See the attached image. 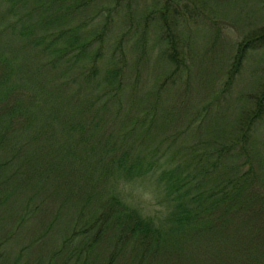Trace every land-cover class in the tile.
Here are the masks:
<instances>
[{
  "label": "trees",
  "instance_id": "trees-1",
  "mask_svg": "<svg viewBox=\"0 0 264 264\" xmlns=\"http://www.w3.org/2000/svg\"><path fill=\"white\" fill-rule=\"evenodd\" d=\"M27 1L0 0L5 4L1 15L16 12ZM35 1L32 10L38 15L20 25L19 34L29 38L36 27L48 29L26 42L37 55H46L41 67L57 66L51 72L47 68L45 79H21L19 85L12 80L14 66L0 64V218L9 220L11 212L15 216L13 200L23 204L17 227L33 215L27 206L36 210L44 204L43 210L53 213L49 228L78 192L82 205L96 202L92 216L74 220L79 228L64 235L45 264H264V221L254 220L264 218V129H255L264 118L263 69L260 91L240 93L239 100L232 96L239 111L234 108L229 128L221 129L223 144L201 136L210 125L209 134L219 133L216 124H223L228 114L224 111L222 118L220 109L232 103L243 52L264 42V25L236 40L235 56L222 65V80L216 83L211 72L198 78L203 71L192 69L190 40L176 37L188 32V23L196 26L206 17V0H151L138 11L142 29L133 8L140 0ZM123 7L127 27L110 43L114 16ZM99 14L104 19L92 25ZM150 27L162 44L157 55L149 43ZM163 61L169 71L161 68ZM69 69H77V76L56 77ZM147 76L154 78L151 85H146ZM202 84L208 92L203 93ZM201 97L205 102L199 104ZM124 104L137 109L121 132L107 129L104 109ZM151 127L175 128L166 133L172 142H163L162 136L155 141ZM186 131L195 133V140L173 148ZM162 160L172 165L159 179L175 212L164 228L153 230L135 211L110 198L109 180L116 173L145 177ZM104 237L112 247L99 253ZM126 255L128 263H123Z\"/></svg>",
  "mask_w": 264,
  "mask_h": 264
},
{
  "label": "rangeland",
  "instance_id": "rangeland-1",
  "mask_svg": "<svg viewBox=\"0 0 264 264\" xmlns=\"http://www.w3.org/2000/svg\"><path fill=\"white\" fill-rule=\"evenodd\" d=\"M137 1V0H136ZM133 0V2H136ZM151 0H140V2L136 5L133 4V8L135 11L136 21L139 22L140 29H142L143 22L138 21L139 13L142 9L149 5ZM104 3H109V1L105 0ZM27 4L26 6H18L16 8V12L8 13L7 15H1V11L5 8L4 3H0V64H9L11 63L14 66V71L12 72V80L19 83H22L21 79L29 80L31 78H36L38 80H42L43 78L49 76L50 68L53 67H41V65L46 62V55L39 53L37 55V50L29 48L27 40L29 38L34 37L35 35L40 34L41 32L47 31L46 28H41L40 26L32 33L29 34V38L26 36H20L19 29H21L20 25H23L24 22L33 21L38 13H35L32 9L36 4L35 0H28L27 2H20ZM111 4V2H110ZM112 5V4H111ZM160 6V4H158ZM207 8L208 12L206 17L202 19L200 23H188V32L182 33L179 31H183L186 28V24L184 28L177 30L178 35L177 40L180 41L182 38L186 37L190 40L189 49L193 50V55L191 58V66L192 69L197 72L202 70L203 72L198 75V78L204 74V77H207L211 72L216 75L217 78L216 83L221 79L222 80V65H226L227 62H231L233 56H235V47L237 49L236 40L243 37L247 34L248 31H252L257 29V27H261L264 25V3L262 0H206V5L204 4L203 9ZM126 7H123V10L118 16H114V23L110 28V36L109 42L112 43L115 41V38L123 32V26L127 27V14ZM140 11V12H138ZM93 14V13H92ZM124 15V16H123ZM104 19L103 14H99L96 17V21H93L92 25H96L99 20ZM140 20V19H139ZM6 23H9V26L6 27ZM36 22L34 21V24ZM12 25V27H10ZM193 25V26H192ZM124 27V29H125ZM147 29V28H146ZM52 30V27L49 28ZM150 42L154 43V52L153 55H157L162 44L157 40L156 34L153 29L150 27ZM107 38V36H106ZM135 37H133L130 41H132ZM213 40L215 42H213ZM128 41V43L130 42ZM106 45H109L106 41ZM186 45V46H187ZM242 60L240 63V68L237 74L234 77L233 81V90L231 93V102L228 109L225 108L220 109V115H223L222 118L225 119V115L223 114L225 111L226 119L222 124H216V130L219 132L216 135L209 134L210 126L204 127L202 130V137L209 141H218L219 145L223 144L224 137L222 135V128H229L228 122L234 118L233 111L235 106H233V97L239 100V94L242 93L244 96H252L253 92L260 91L261 84L258 82V78L262 77L261 72L264 71V42L259 44L254 48H247L242 55ZM126 63L130 66L133 58L132 54L129 52L126 53ZM229 62V64H230ZM164 68L165 71H169V68L166 63H159ZM56 66L54 65V69L56 70ZM49 71H48V69ZM59 68V65H58ZM157 68H160L157 66ZM263 69V71H262ZM32 71H35L32 73ZM48 71V72H47ZM51 72V71H50ZM77 69H69L66 70L65 73H59L56 77L71 79L72 76H77ZM161 72V71H160ZM264 74V73H263ZM164 73L161 72L160 76H163ZM53 76V74H52ZM20 78V80H17ZM47 79V78H46ZM146 85H151L154 82V78L152 76H147ZM196 82V77L191 80V87L193 88ZM180 83L179 80L176 84ZM200 83V82H199ZM189 84V85H190ZM173 84H171V88H169V92H173ZM23 85L19 86L22 88ZM207 85H203L200 87L204 92H208L209 89L206 88ZM259 89V90H256ZM25 90L28 91L27 86ZM84 91L83 89H81ZM200 102H205V97H201L199 99ZM124 103V100L122 101ZM241 104L239 101L238 104ZM169 107V106H168ZM137 108H133L131 111L126 105L121 108H110L104 109L107 120L109 121V125L106 127L109 130H113V132H121L122 127L124 126V122L129 115H132L133 112ZM238 109L235 108V112ZM238 113H236L237 115ZM219 120V118H218ZM170 127V126H169ZM167 129L161 131L155 129V127H151L153 131L157 132L155 137V141L159 140L161 136L163 137V142L168 141L172 142L173 137L167 136V131L170 134L175 133V128ZM264 129V118H261L256 123L255 129ZM261 130L257 131V135ZM195 133L186 131L179 135L176 139L175 145L172 147L175 148L180 144H188L195 140ZM177 146V147H178ZM256 158L253 159V163H255ZM260 162V161H259ZM257 164H260V163ZM255 169V168H254ZM257 171L260 168H256ZM145 177H136L132 180L144 179ZM148 181L145 180V183ZM258 184V183H257ZM129 191H132L134 195L143 196L144 193L139 189H133L131 186L129 187ZM83 198L80 194L73 193L72 201L69 209L64 208L60 212L54 215V218L51 222V226L48 228L47 221L53 216L51 210L46 211L43 208H46V205L40 204L38 205V209L32 210L29 206L26 207L28 210V214L32 212V216L27 220H24V223L15 227L14 223L17 219L18 213H20L23 208L21 203H16L13 200V210H16L17 213L13 218L12 212L9 214V220L6 218H0V264H45L48 260L49 254L55 249L58 248L64 235L69 234L70 231L75 228H79L78 225H75L74 220L79 219L80 217L88 219L92 216L93 208L96 206L95 201L89 202L82 205ZM138 207H141L145 213H152L154 211V204L150 200L144 201L143 204H138ZM47 208L48 205H47ZM51 212V217L49 213ZM260 222L264 221L262 219H254ZM48 228L45 232L44 229ZM14 228V229H13ZM10 229H13L15 233L9 234ZM43 232V233H42ZM112 240L104 237L99 240L98 249L102 248L99 253L102 251H107L110 249ZM119 242V241H117ZM95 250V249H94ZM128 255L123 259V263H128Z\"/></svg>",
  "mask_w": 264,
  "mask_h": 264
},
{
  "label": "clouds",
  "instance_id": "clouds-1",
  "mask_svg": "<svg viewBox=\"0 0 264 264\" xmlns=\"http://www.w3.org/2000/svg\"><path fill=\"white\" fill-rule=\"evenodd\" d=\"M171 167L172 165L162 160L155 168L150 167L145 178L139 180H132L116 173L115 178L109 180V196L117 199L123 207L135 211L139 218L149 224L153 230H161L175 212L174 203L169 202L167 187L159 179L163 172L170 170ZM145 180L148 182L145 183ZM130 186L133 189H139L144 195H134L132 191H129ZM146 200L154 204V211L150 214H145L142 208L137 206Z\"/></svg>",
  "mask_w": 264,
  "mask_h": 264
}]
</instances>
